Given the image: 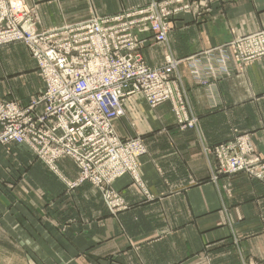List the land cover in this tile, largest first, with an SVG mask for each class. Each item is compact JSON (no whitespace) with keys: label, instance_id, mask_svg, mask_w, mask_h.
Returning a JSON list of instances; mask_svg holds the SVG:
<instances>
[{"label":"crops","instance_id":"0c3cea01","mask_svg":"<svg viewBox=\"0 0 264 264\" xmlns=\"http://www.w3.org/2000/svg\"><path fill=\"white\" fill-rule=\"evenodd\" d=\"M48 1L36 0L46 2L38 6L44 30L151 2L64 0L65 14L70 17L66 21L58 18L59 6ZM73 8L82 9L80 16L71 17ZM175 25L168 44L150 40L142 53L151 67L161 66L170 52L182 60L179 73L198 126L180 131L170 103L151 109L140 96L127 100L125 116L115 123L122 138L145 140L148 153L141 159L140 176L151 198H146L131 176H123L113 188L129 209L113 215L96 187L85 183L68 188L29 147L21 146L24 166L12 176L21 179L19 184L10 188L5 181L0 185V264L264 261V184L244 175L213 181L214 160L209 153L230 141L234 131L254 130L264 158V62L239 69L225 50L235 38L264 29V0H222L202 21L182 13ZM223 46L220 55L232 75L208 88L195 84L190 68L195 65L204 70L209 61L217 63L219 55L212 61L210 55L199 59L202 53ZM0 50L14 70L8 72L10 80L4 74L7 84L0 87V100L28 102L44 88L37 64L23 44ZM59 168L70 182L79 177L69 158L62 159ZM11 169L8 173H13ZM8 173L5 180L11 179Z\"/></svg>","mask_w":264,"mask_h":264},{"label":"built area","instance_id":"2783aa9c","mask_svg":"<svg viewBox=\"0 0 264 264\" xmlns=\"http://www.w3.org/2000/svg\"><path fill=\"white\" fill-rule=\"evenodd\" d=\"M169 21L156 5L99 16L43 35L32 33L28 46L46 85L29 107L0 108V112L21 116L19 128L8 125L1 141L29 146L57 175L58 162L71 159L80 175L78 184L69 183L70 187L90 183L99 188L113 215L129 209L113 188L123 176H131L150 199L140 176L141 159L148 153L145 140L122 138L115 123L125 116L127 100L140 96L152 109L170 101L181 131L198 126V121L188 117L180 92L182 61L167 55L163 65L151 67L142 53L150 40L167 43L172 29ZM233 47L238 48L235 55L242 64L264 60V34L240 39ZM239 140L243 141L239 138L212 148L221 175L259 171L238 154L235 143Z\"/></svg>","mask_w":264,"mask_h":264},{"label":"rangeland","instance_id":"374dc122","mask_svg":"<svg viewBox=\"0 0 264 264\" xmlns=\"http://www.w3.org/2000/svg\"><path fill=\"white\" fill-rule=\"evenodd\" d=\"M60 1L62 2L61 5H60ZM63 1L64 0H50V1H48V2H50L48 4L54 3L57 6H59L57 8L60 12V14L58 13V15H59L58 18L61 20L65 19L66 21H69L70 17L66 16L67 14H65L66 4H63ZM218 2H222V0H151V2L146 4V6L141 7V8H134V9H136V10H138V9L148 10V9H151L153 6L157 5L158 8L161 9V11L166 12V14L168 15V18L170 17L169 23H172L171 24L172 29L169 33V36H170L172 31L175 29V26H176L175 20H176V17L178 15H181L182 13H190L194 16V20L202 21L203 18L207 14H209L210 12L213 11L214 6ZM44 3H46V2L40 3V2H36V0H0V48L7 47L10 45H15V44L25 45L27 47L28 51L30 52L31 59H33L35 61V63L37 64V67H38V63L36 62L34 56L32 55V53L30 51L31 49H29L30 47L28 46L29 41H30V36L32 33L35 32L34 33L35 35H43L46 33H50L51 31L58 30L60 28H66L69 26L88 23V22L94 21L95 19H99V16H94V17H91V18L84 20V21H81V22H75V23L64 22L63 24L57 26V28H54L51 30H46V29L44 30V29H42L43 25H42V21H41L39 12H38V6H40ZM78 8H73V10L71 11V17L80 16L79 13L82 11V9H78ZM131 10H133V9H129V10L123 11V12H128ZM260 34H264V29L261 31L246 35V36L237 37L232 42L227 44V46H225L226 47L225 50H228L231 52V59L233 57V59L236 60L239 69L248 67L250 64L257 62V61L258 62L259 61L264 62L263 58H260L256 61L252 62V63L242 64L239 57L237 55H235L236 53H238V48L233 47V45L240 39H245V38H248V37H251L254 35H260ZM168 42H169V37H168V41L166 44H168ZM166 44H162V45H166ZM230 46H232V49ZM223 48H224V46L220 47V48H215V49L209 51V53H208V51L204 52V53H202V56L199 59V60L203 59L204 55H210L211 58H209V60L212 61V58H215L216 56L219 55L220 60H218L217 63L215 61H212V63H210V61H209V66L206 67L204 70L198 69L197 67H195V65H194V68H192V67H191L192 69L190 68L191 75H192V78H193L195 84H197L201 87L208 88V87H211L212 83L224 81L225 80L224 78L230 77L232 75L233 71H231V69H229L225 65V59L223 58L222 55H220V54H222ZM213 51H215V53H213ZM0 52H2V53H0V77L4 76V74H6V78L10 80L8 72H13L14 71L13 67L9 66V64H11V63H10L9 59L6 58V56H5L6 53H4L2 50H0ZM168 55H170V57L175 58L176 60H179L171 52L168 53ZM190 59H193V58H190ZM164 63H165V61H164ZM6 78H5V76H4L3 80H2V78H0V81H3V83H1L3 85L2 86L0 85V87L5 88V86L7 84V82L5 80ZM45 85L46 84L44 82V88H45ZM44 88H43V90H44ZM43 90L41 92H43ZM180 92L184 97L185 109L188 113V117L190 119L194 118L196 121H198V124H199V119L195 116H192L190 113L189 106H188L189 103L187 100L183 81H182L181 86H180ZM40 93L32 96L31 100H29L26 103H22L19 100H0V108L4 107L7 111V108L10 105H15V106H20V107L21 106L22 107H29L35 101V99H37L39 97ZM145 102L147 103L146 100H145ZM167 103H170L172 105V111L174 113L173 104L170 101ZM147 105H148V103H147ZM174 116H175V114H174ZM20 120H21V116L18 114L11 116V115H8L7 113L0 112V185L3 186L5 181H6L7 182L6 184L10 188L15 187V185L17 186L21 180L20 178H17V177L15 178L12 176H14L15 170H19V168L21 166H24V164L22 163V161L20 159L22 154H23L21 146H27V145L21 144L17 141H12L10 143H3L1 140H4L3 138H4L5 134L7 133V130H6L7 126L8 125H14V126H16V128H19ZM175 122H176L177 127L179 128V125H178L179 121L177 120L176 116H175ZM179 130H180V128H179ZM182 132H185V131H182ZM257 134H258V132L254 131V130H245L242 132L241 131H234V136L232 137V139L228 142H225V143L236 142L239 138H242L243 141L239 140L237 143H235V144H238V154L241 155L242 157H244L246 159V161H248V162H246V164L248 166L254 167V168L259 167V171H256L253 174L251 172V170H244L241 172H236L235 174H232V175H221L223 172L219 168V160H218L215 152L212 153L213 149H211V150H209V153L212 155L213 160H214L213 169H212V171H213L212 180L213 181L216 182L220 176L233 177V176H237V175H244L252 181H258V182H261L264 184V170L262 171V168H264V158L261 157V154L259 153V151L257 149V144L255 142V139H256L255 137ZM225 143H222V144H225ZM222 144H219V145H222ZM219 145L214 146V148L219 146ZM27 147H29V146H27ZM31 153L33 155L34 154L36 155V153L33 150ZM60 161L58 162V166H59ZM74 165L76 166L75 163H74ZM45 166L48 170H50L46 164H45ZM217 166H218V169H217ZM10 168H12L11 171L13 173H10V172L8 173ZM76 170H78L77 166H76ZM78 172H79V170H78ZM7 173L11 177L10 180H5L4 174H7ZM52 173L56 177H58L61 181L66 183L68 188H70V189H72V188L70 187L69 183H71L73 185L78 184L79 177L76 180L70 182L69 180H67V178L65 176H63V173L61 170H60V175H57L54 172H52ZM215 177H217V179H214ZM76 187H78V186H76ZM97 189L99 190V188H97ZM105 204H106V202H105ZM253 263L264 264V261H261V262H252L251 261L247 264H253Z\"/></svg>","mask_w":264,"mask_h":264}]
</instances>
